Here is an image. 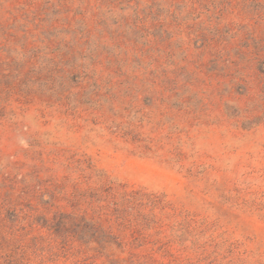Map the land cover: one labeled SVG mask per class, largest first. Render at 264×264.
<instances>
[{"label":"rangeland","instance_id":"rangeland-1","mask_svg":"<svg viewBox=\"0 0 264 264\" xmlns=\"http://www.w3.org/2000/svg\"><path fill=\"white\" fill-rule=\"evenodd\" d=\"M0 264H264V0H0Z\"/></svg>","mask_w":264,"mask_h":264}]
</instances>
